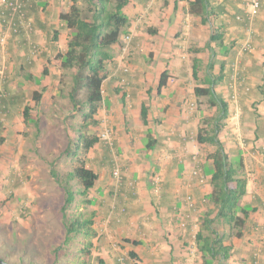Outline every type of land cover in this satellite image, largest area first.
<instances>
[{"label":"crops","instance_id":"obj_1","mask_svg":"<svg viewBox=\"0 0 264 264\" xmlns=\"http://www.w3.org/2000/svg\"><path fill=\"white\" fill-rule=\"evenodd\" d=\"M193 1L129 0L125 7L129 25L122 39L110 48L112 60L108 62L109 70L106 69L111 74L115 68L121 70L123 67L120 66L129 62L131 72L129 75L120 74L119 80L112 81L111 75L106 79L105 91L112 94L105 97V111L111 108L115 118L123 120L125 101H134L136 111L133 120L136 122L141 118V107L145 105L148 108L147 138L151 136V139L153 118L159 123L154 147L145 148L147 139L144 145L137 146L143 148L148 165L138 168V176L134 175L140 181L119 183L115 190L120 193L113 190L118 200L115 205L118 211L115 210L114 214L117 223L113 215L97 212L96 215H104V220L107 216L112 220L94 227L98 233L96 239H102L104 246L114 239L113 235L140 241L141 245L137 247L125 243V250L133 252L134 259L138 258L143 264L203 262L195 236L200 229V216L207 211L206 203L212 192L211 174L207 171L213 169L209 155L215 147L198 143L197 135L203 127V120L216 114L217 108H211L213 113L199 109L198 102L202 98L196 96L195 89L209 85L205 82L196 84L199 79L193 77V59L202 61L200 70L206 69L205 78L210 62L214 64L213 75L222 77L215 90L229 105V116L220 133L226 152L232 159L242 156L244 172L250 167L245 165L248 161L245 162L244 151L247 156L253 152L259 158L264 157V0H260L261 8L253 21L248 19L245 0H205V23L202 16L190 10ZM69 8L59 7L57 12L53 8L51 12L42 6L36 18L39 16L49 26H59V14L68 12ZM238 16L243 20H238ZM36 33L46 38L41 29ZM214 33L222 35L220 44L211 41ZM208 44L210 48H207ZM248 44L250 48L245 50L243 47ZM195 49L202 51L195 53ZM236 60L239 67L234 73ZM163 73H167L169 78L159 92ZM115 90L121 93L114 98ZM104 109L99 110L100 115ZM207 145L214 150L201 158V153L197 152ZM129 154L134 156L131 150ZM152 166L157 167L158 181L154 178L147 183L145 170ZM261 166L252 165L253 171L258 172L257 181L252 179L254 176L250 181L251 175L244 173L248 183L241 207L250 212L243 236L232 237L225 242L232 247L225 264H264V169ZM196 172L204 176L205 183L200 182ZM99 179L97 201L98 205H103L101 200L108 198L104 194L108 183L104 187L105 176L101 175ZM189 197L192 198V207L187 201ZM120 208L127 210L126 216H121ZM145 236L149 242L144 247ZM140 247L142 253L139 252ZM108 257L111 258L110 255ZM120 259L113 257V264H123Z\"/></svg>","mask_w":264,"mask_h":264},{"label":"rangeland","instance_id":"obj_2","mask_svg":"<svg viewBox=\"0 0 264 264\" xmlns=\"http://www.w3.org/2000/svg\"><path fill=\"white\" fill-rule=\"evenodd\" d=\"M11 1L0 0V76L1 78L5 75L8 76L11 86L24 96V103L21 105L11 103L4 112L0 110V121L2 122L0 125V261L6 264H28L31 261L37 264H81L86 260L85 256L79 253L85 244V238L80 235L66 246L64 242L66 230L62 225L60 214L65 194L52 172H56L60 178L65 177L78 166V159L84 160L88 168L93 169L99 176H105L104 187L106 183L108 185L104 189V191L107 190L104 194L108 198L101 200L103 205L96 203L93 206H79L77 214L84 212L89 216L91 212H104L113 215L114 218V209L118 200L112 196L111 191L114 190L118 193L119 191L115 189L119 183L114 177L113 171L116 168L120 169V183L140 181L134 175L138 176V168H145L144 166L148 167V165L144 150L142 151L143 148H137V146L144 145L146 139V142L148 141L147 127L142 118L136 122L133 120L136 102L125 101L122 111L123 120L115 118L113 109L109 108L105 111L106 103L103 102L101 108L104 110L101 111V115L98 113L96 116L100 125H92L82 131L87 136L100 137V143L87 154L79 151L77 157L69 155L70 151H75L77 137L80 133L79 128L84 125L83 116L74 113L75 109L68 96L75 70L61 71L58 59L54 54L51 64H47L42 54H33L31 61L34 62V65L26 68L25 72H21L17 76V68L23 64L22 59L27 53H30V50L26 51L20 46L18 39L13 37L10 26L13 15H10L11 19L8 20L4 14L7 10L6 6ZM46 1L49 3L46 9L51 12L53 8L56 9V12L59 7L68 9L72 4L67 0ZM79 6L84 7L82 1L79 2ZM26 15L28 14L26 13ZM54 19L56 20V18ZM33 20V15L30 14L25 20V29L29 28ZM36 31L28 33L27 39L38 47L37 53L48 51L45 43L46 38L39 34L42 36L41 38ZM62 33L59 47L66 49L70 32L63 30ZM120 38L122 39V35ZM126 64L120 68L129 69L131 72L129 62ZM48 66L50 73L43 75L44 70H48ZM109 66L110 64L107 63L106 69L109 70ZM205 74V68L200 70L199 81L196 84L204 82ZM27 75H31L32 79H29ZM36 79L42 80V83L36 82ZM61 79L65 84L61 83ZM44 85H46V90L43 92L41 102L37 104L33 99L34 93L42 92ZM104 93L105 97L112 94L108 91ZM120 93L115 90L114 98ZM25 103L30 105V114L37 122H25L23 116ZM198 104L199 109L213 113L214 110L209 107L206 98H202ZM155 110H152V113ZM73 114L74 117H72ZM126 117H129V120ZM154 120L155 117L151 123L153 139H155L154 136L157 134L159 125L158 119L155 122ZM109 139L110 141H108ZM130 150L134 156L129 154ZM213 150L212 146L207 145L197 153H201L200 157L203 158ZM244 154H246L245 162L248 161V164L245 165L250 166L244 173L251 175L250 181L252 179L257 181L258 172L253 171L252 165L256 167L257 164H262L261 167L264 169V157L259 158L253 152H250L249 156L245 151ZM153 165L156 166L155 163ZM154 166L150 170H145L147 183L151 180L154 181V178L158 181L157 167ZM253 176L254 178H252ZM112 193L114 194V192ZM90 196L97 198L96 190L92 191ZM103 216L96 215L93 227L103 221L108 223L112 220L109 216L104 220ZM99 217H102V220ZM201 218L202 216H200V220ZM114 227L115 225L113 229ZM123 237L113 235L115 240H111L108 246L102 245L104 242L102 239L95 238L92 257L87 260L86 264H99L100 259L106 264H113V257L114 259L124 258V264H143L125 250V236ZM191 240L194 241L192 238ZM148 242L149 240L145 236L142 245L145 247ZM56 248L60 249L58 258L55 254ZM108 250H110L109 253ZM139 252L142 253V247L139 248Z\"/></svg>","mask_w":264,"mask_h":264},{"label":"trees","instance_id":"obj_3","mask_svg":"<svg viewBox=\"0 0 264 264\" xmlns=\"http://www.w3.org/2000/svg\"><path fill=\"white\" fill-rule=\"evenodd\" d=\"M15 1V0H13ZM71 2L69 11L60 13L58 16L59 26L47 25L43 23L38 16V12L42 6L44 9L48 3L43 0H21V10L14 15L6 10L4 14L11 19L10 24L13 37L18 39L20 46L30 53L22 59L23 64L17 69V76L21 72H25L26 68L34 65L31 61L33 54H42L47 64H51L53 54L58 59L60 70H75L72 78V87L68 93L71 103L74 107V113L83 116L84 125L79 128V136L75 145V151H70L69 155L77 157L78 152L82 151L87 154L101 139L98 136H87L82 133L89 126H99L96 116L104 103L105 99V81L110 77L113 80L121 79L120 74L129 75L128 69L117 70L115 68L110 74L106 70V64L112 60L110 48L117 44L123 34L125 28L129 25V18L125 13V7L129 4V0H67ZM82 1L84 7L79 6ZM205 0H194L190 3L192 13L202 16L205 23L206 15ZM26 13L28 15H26ZM35 16L29 28L25 29L24 23L29 15ZM10 17V18H9ZM41 29L46 34V46L48 49L42 53L38 52V47L31 43L28 39V33L33 30ZM63 30H68L69 38L66 49L59 47L60 34ZM152 33H154L152 31ZM222 35L213 34L211 41L218 42ZM210 48V44L207 45ZM201 49H195V53L201 52ZM212 55H213V50ZM202 61L193 59V77L199 79V70ZM214 64L210 62L207 67L208 76L204 82L209 86L207 88L197 87L195 94L198 98H206L210 108L216 107L217 111L212 117L203 120V127L199 129L197 141L200 144H210L215 147V151L209 155L212 160L213 169L207 171L211 174L212 192L208 196L207 211L203 212L200 220V229L195 236V241L199 252L202 254V264H225L230 258L232 247L225 245V242L232 237L241 238L246 228L249 216V210L241 207V200L247 192V177L244 176V163L240 155L233 160L226 152L224 144L220 140V133L224 128L225 121L229 116V105L219 94L215 87L218 85L222 77L213 75ZM44 70L43 75L50 73V67ZM29 76V75H27ZM55 75L53 74V77ZM169 76L163 73L159 82V92L167 85ZM5 75L0 76V110L4 112L10 104H23L24 96L14 89ZM32 79V76H29ZM36 82L42 83V80L36 79ZM61 83L63 79H61ZM42 92H35L33 99L39 104L43 98V92L46 85L42 86ZM30 105L25 103L23 116L26 123L37 122L31 116ZM148 108L143 105L141 107V118L145 125L147 120ZM74 117V114L73 116ZM2 122L0 121V125ZM156 144L154 139L149 136L145 144L146 149H152ZM54 178L58 180V184L62 187L65 194L64 202L60 210L62 225L66 230L65 244L70 245L78 236L85 238V244L79 253L86 258L81 264H86L87 260L92 257L93 240L98 233L93 227L95 224L96 213L91 212L89 216L85 213H79V206H93L98 203L97 198L91 197L90 193L96 190L99 183V175L93 169L86 166L85 161L78 159V166L65 177L60 178L56 172H52ZM202 174H200L201 176ZM203 176V175H202ZM113 192V191H112ZM103 193V191H102ZM116 193V192H115ZM113 197H117L111 193ZM103 202V201H102ZM211 205V209L209 206ZM118 211V208L114 211ZM121 216H125L127 210L120 208ZM125 243L132 244L137 247L141 245L140 241L124 240ZM60 249H55V254L60 255ZM131 256H135L130 252ZM0 264H6L0 261ZM28 264H37L34 261ZM99 264H105L100 259ZM119 264H121L119 262Z\"/></svg>","mask_w":264,"mask_h":264},{"label":"built area","instance_id":"obj_4","mask_svg":"<svg viewBox=\"0 0 264 264\" xmlns=\"http://www.w3.org/2000/svg\"><path fill=\"white\" fill-rule=\"evenodd\" d=\"M21 0H15V1H11L8 3V5L6 6L7 7V10L10 11V13H12L13 15L17 12H19L22 8H21V3L20 2ZM245 7L247 9V16H248V19L250 21H253V19H255L259 9L261 8V1L260 0H245ZM238 20H243L240 16L237 17ZM245 50L246 49H249L250 48V45H246L245 47H243ZM239 67V64H238V61L236 60L235 63L233 64V70H234V73H236L237 71V68ZM236 79H238V76L236 75ZM110 141V139L108 140ZM197 174V172H196ZM113 175L114 177L117 179L118 183H120L121 181V175H120V169L119 168H116L114 169L113 171ZM197 176L200 178V182H205V179H204V176H200V174H197ZM188 201V204L190 207L193 206V203H192V198L189 197L187 199ZM121 262H123L124 264V261L125 259L121 258L120 259Z\"/></svg>","mask_w":264,"mask_h":264},{"label":"clouds","instance_id":"obj_5","mask_svg":"<svg viewBox=\"0 0 264 264\" xmlns=\"http://www.w3.org/2000/svg\"><path fill=\"white\" fill-rule=\"evenodd\" d=\"M127 41H129V38L127 39ZM122 70V69H121ZM158 183V182H157Z\"/></svg>","mask_w":264,"mask_h":264}]
</instances>
